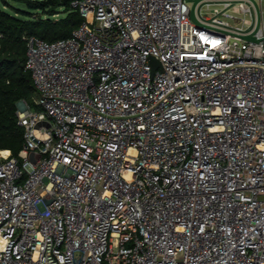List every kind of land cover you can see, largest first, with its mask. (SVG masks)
<instances>
[{
  "label": "built area",
  "instance_id": "1",
  "mask_svg": "<svg viewBox=\"0 0 264 264\" xmlns=\"http://www.w3.org/2000/svg\"><path fill=\"white\" fill-rule=\"evenodd\" d=\"M189 1L73 0L71 37H24L0 264H264V20Z\"/></svg>",
  "mask_w": 264,
  "mask_h": 264
},
{
  "label": "trees",
  "instance_id": "2",
  "mask_svg": "<svg viewBox=\"0 0 264 264\" xmlns=\"http://www.w3.org/2000/svg\"><path fill=\"white\" fill-rule=\"evenodd\" d=\"M15 1L24 3L27 9L0 0V149L18 156L24 147L25 128L18 123L17 104L26 99L35 105L37 95L32 73L26 69L28 45L24 37L36 36L49 42L67 39L84 18L72 8L73 0ZM61 11L65 15L55 18Z\"/></svg>",
  "mask_w": 264,
  "mask_h": 264
},
{
  "label": "rangeland",
  "instance_id": "3",
  "mask_svg": "<svg viewBox=\"0 0 264 264\" xmlns=\"http://www.w3.org/2000/svg\"><path fill=\"white\" fill-rule=\"evenodd\" d=\"M8 1L18 8L27 9V6L24 3H20V2H17L15 0H8ZM206 1L207 0H190L189 1V5L191 6V9H192L191 19H192L193 23L196 25H203V22L201 21V19L198 16L197 9H199L202 16H205L206 14L211 16L214 13H216L218 10H220L219 6L221 4H219V5L213 4L211 7H208V5H206V3H205ZM236 2L237 1H234V5L231 7L230 12L233 13V15L235 17L241 18L244 20V24H245L244 26L246 27V30L252 29L255 26L254 16L252 17L250 14L244 15V13L241 12L240 8L236 6V4H235ZM4 9H6L8 11L15 12L14 10H12L11 8H9L7 6H4ZM253 9L255 11V8H253ZM256 9L258 12V17H259L257 28L248 34H243V36L249 40H256L257 39L256 31L260 28V26L262 25V22L264 20V0H263L262 4L260 3V1L256 0ZM17 15H19V14L17 13ZM64 15H65V13L61 11L58 14L54 15V17L60 18Z\"/></svg>",
  "mask_w": 264,
  "mask_h": 264
},
{
  "label": "water",
  "instance_id": "4",
  "mask_svg": "<svg viewBox=\"0 0 264 264\" xmlns=\"http://www.w3.org/2000/svg\"><path fill=\"white\" fill-rule=\"evenodd\" d=\"M152 62L155 64H159L158 60H156L155 58H152Z\"/></svg>",
  "mask_w": 264,
  "mask_h": 264
}]
</instances>
